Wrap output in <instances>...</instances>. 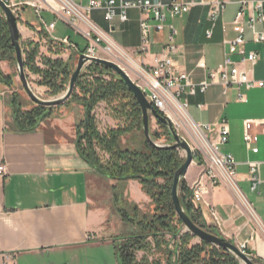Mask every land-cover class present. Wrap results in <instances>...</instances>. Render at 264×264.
<instances>
[{
    "label": "crops",
    "instance_id": "0c3cea01",
    "mask_svg": "<svg viewBox=\"0 0 264 264\" xmlns=\"http://www.w3.org/2000/svg\"><path fill=\"white\" fill-rule=\"evenodd\" d=\"M74 1L87 6L91 0ZM150 1L167 3L170 0ZM183 1L195 4L183 16L168 17L162 31L152 29L145 51H140L141 14L137 9H129L128 19L124 22L118 17L107 20L104 9H93L90 19L106 34L101 47L104 42L113 41L125 49L137 64L146 67L154 66L156 58L166 53L177 70L188 72L195 83H200L207 79L209 70L216 69L224 61L229 41L237 36L233 21L241 2L257 0H227L211 37L207 35L212 27L209 10L215 0ZM53 5L56 6L55 3ZM20 8V21L25 28L20 27L22 41H33L40 45V50L44 46L51 51L49 45L68 39L70 44H64L61 49L69 51L68 58L75 53L72 40L78 41L83 36L81 32L75 36H56L55 29L52 32L46 29L45 25L53 20L47 22L42 10L39 13L29 4ZM43 10L52 17L56 16L48 9ZM249 15L247 9V19ZM148 23H155L153 16ZM42 28L52 42L44 36V32H40ZM255 29L264 32V23H257ZM244 38L246 52L259 54L257 62L248 67L255 79L262 80L264 42L256 41L253 30L248 26ZM170 45L176 47L171 53L167 52ZM242 58V54L231 56L234 62ZM239 92L246 95L247 101H236ZM183 100L188 101V113L199 124H210L216 129L222 120L228 122V140L219 149L223 154L233 155L236 183L255 211L253 217L262 233L237 210L230 193L222 195L217 189L210 190L207 186L210 192L208 198L218 207L224 221L222 226L215 228L230 241H248L247 250L263 258L264 182L257 190L251 189L249 163H260L264 179V125L255 123L252 128L259 137L258 142L253 144L259 148L256 153L244 141V122L264 119V88L239 90L231 87L225 94L223 85L216 83L206 92L198 90L195 95L183 96ZM62 105H67V109ZM58 106L35 129L22 131L16 124L11 101L0 92V163H5L8 168V174L0 176V264H5L8 253L15 255L16 264H119L117 243L138 234L140 230L125 222L118 212L114 200L116 182L93 169L78 151L77 124L84 118L83 106L72 101ZM57 108L60 109L58 113ZM157 126L161 128L158 123ZM193 166V169L192 165L189 167L184 177L189 188L203 173L198 162ZM202 179L209 184L208 175L205 174ZM244 190L254 192V202L248 199ZM125 193L140 208V202H151L137 180L126 183ZM203 216L209 219L205 212Z\"/></svg>",
    "mask_w": 264,
    "mask_h": 264
},
{
    "label": "trees",
    "instance_id": "16d2710c",
    "mask_svg": "<svg viewBox=\"0 0 264 264\" xmlns=\"http://www.w3.org/2000/svg\"><path fill=\"white\" fill-rule=\"evenodd\" d=\"M51 42L44 28L41 29ZM71 39V37H70ZM76 51L65 60L41 54L40 45L33 41L22 42L25 54V68L40 76L39 85L46 86L51 95H58L68 88L72 72L73 59L89 48V40L84 36L78 41L72 40ZM60 46H65L59 42ZM15 48L12 45L9 26L0 10V61H14ZM41 56L43 67L36 63ZM108 75L110 78H105ZM7 84L10 77H3ZM68 101L76 102L84 108V118L77 124V147L80 155L95 170L114 180V200L122 219L138 227L140 232L125 237L116 245L119 264H162V259L150 260V253H161L166 264H243L231 251L201 240L191 244L195 238L189 231L182 233L181 242L174 249L169 248L166 234L178 236L183 222L176 214L172 200V185L176 170L184 159L180 151L173 148H159L145 137L142 127L141 107L129 87L112 69L98 63L90 64L76 81L75 89ZM100 102L112 106L116 118L122 123L114 128L100 131L94 109ZM18 129L29 131L51 114L54 107L36 105L23 110V104L14 96L11 100ZM159 112V111H158ZM163 133L151 132L154 140L165 135L173 140L168 127L157 121ZM133 134L136 141L126 140ZM101 153H105L103 156ZM137 180L142 190L150 197L154 209L152 213L142 211L136 203L123 200L126 183ZM179 196L183 207L191 219L201 228L220 235L212 225H208L201 209H196L192 202V191L183 178L179 185ZM144 251L140 260L137 252ZM246 253H251L246 250ZM262 262L261 258H254Z\"/></svg>",
    "mask_w": 264,
    "mask_h": 264
},
{
    "label": "built area",
    "instance_id": "2783aa9c",
    "mask_svg": "<svg viewBox=\"0 0 264 264\" xmlns=\"http://www.w3.org/2000/svg\"><path fill=\"white\" fill-rule=\"evenodd\" d=\"M5 1L7 5L12 8L19 21L22 16L20 7L24 4L32 5L39 13L45 6L46 9L53 12L56 16L63 17V19L66 15H69L71 19H69L70 23H68L89 40V48L85 54L91 56H96L95 54L96 51H98V46L106 40V34L90 19V13L93 9H104L105 18L107 20L111 21L115 17H118L122 22L128 19L127 11L129 9H137L141 14L140 27L142 44L140 51H145L152 29L155 31H162L166 27L168 17L183 16L188 13L195 4L194 2H185L183 0H170L167 3L152 2L150 0H120L119 2L116 0H91L87 6L74 0ZM226 1L227 0H215L212 2L209 10V20L212 23V27L207 31L208 37L212 36L213 27L225 9ZM53 3H55L56 6L53 5ZM247 9L250 11L248 19L246 18ZM151 16H153L155 20L153 25L148 23V19ZM56 22L57 21L54 20L46 24V29L52 32L56 26ZM257 23H264V0L242 1L240 9L236 13L233 21V29L237 33V36L235 39L229 41V47L224 61L216 69L209 70L207 79L200 83H195L188 72L177 70L171 57L166 53L156 58L155 65L152 67L139 64L137 72L138 81H136L145 93L148 101L159 113L168 116L173 123H175V119H180L182 116L196 134L197 131L202 133V136L199 135L202 148L205 150L208 157H210L213 164L219 169V174L222 175L236 191L242 203L247 207L252 216H255V211L250 202L244 197L235 180L236 161L232 154H223L219 150V147L228 140V122L222 120L216 129L210 124H199L195 122L188 113V101H184L183 96L195 95L198 90L206 92L211 85L216 83L223 85L225 94L231 87H236L239 90L241 88L246 90L255 87L264 88V79H255L252 76V70L248 67V65H254L257 62L259 54L255 51L246 52L244 48V33L246 26L253 30L256 41L264 42V32L256 31L255 29ZM171 39L173 40V36H171ZM59 42L70 44L68 39H63ZM106 43L109 44L108 49L110 51L113 49L111 45H117L113 41H107ZM71 46L74 47L72 43ZM175 49L176 47L174 45H170L167 48V52L171 53L175 51ZM233 54H242L243 58L239 62H234L231 59ZM236 101H247L246 95L239 92L236 96ZM184 112L187 113L188 116H186ZM255 123L264 125V119H248L244 122V141L253 152L257 153L259 148L253 146L259 139L258 135L252 131ZM249 166L250 180L252 182L251 189L255 191L259 184L264 182V179L261 177L259 162H250ZM7 174V165L5 163H0V176L4 177ZM208 176L212 179L213 184L216 181L215 178L219 175L217 172L214 173L209 171ZM203 182L201 178L199 181L195 182L194 187H190L192 191L191 202L196 209H201L203 213L204 207L207 206L210 215L218 221V213L215 207L206 203L205 196L208 194V188ZM238 246L242 251L246 252L247 245L245 243ZM169 247H172V244H169ZM247 254L253 258H258L251 253ZM261 259L264 263V257ZM5 264H16V257L13 253H8L5 256Z\"/></svg>",
    "mask_w": 264,
    "mask_h": 264
},
{
    "label": "rangeland",
    "instance_id": "374dc122",
    "mask_svg": "<svg viewBox=\"0 0 264 264\" xmlns=\"http://www.w3.org/2000/svg\"><path fill=\"white\" fill-rule=\"evenodd\" d=\"M30 1H33V0H30ZM43 9H46V7L44 6ZM42 16L45 18V20L47 22H50L52 20L57 21L56 26L54 28L55 29L54 32H55L56 36H62V34L75 36V34L77 33L76 29L71 24H69L70 23L69 19H71V18H69V15H66V17L64 18L65 20H64L63 17L62 18L59 16H53L52 17L47 12L42 10ZM19 24H20V27L24 28L23 23L21 21L19 22ZM80 34H82V33H80ZM21 42H24V41L21 40ZM108 47H109V44L104 42L103 47L98 46L99 51H96L95 55L98 57L106 58V59H109V60L116 62L117 64H119L122 68H124L128 72V74L132 77V79L134 81H138V74H137L138 71L136 69H134V67L132 66V63L129 61V59H127L125 56L120 55L119 53H117L113 49H111V51H110L108 49ZM49 48H51V51H48L47 47H44V46L41 47V54L52 57V58L61 57L63 59H67L69 56V51H66V50L64 51L63 50L64 48L61 49L62 47L60 46V44L54 43L51 46L49 45ZM127 54L130 55L129 53H127ZM78 56H76L73 59V66H76L77 61H78ZM24 58H25V54H24ZM132 59L135 61V59L133 57H132ZM36 63L38 65H40L41 67H43L41 56H38L36 58ZM25 72H26V75L28 77V80H29V83H30L32 89L34 90L36 95L39 96L40 98H42V99H54V98H56V97H58L64 93L63 92V93L58 94V95H51L49 89L46 86L39 85V83H38V81L40 80L39 75L32 73L28 68H25ZM3 77H10L11 83L7 84L6 81L3 79ZM104 77L107 79L110 78L108 75H104ZM0 92L4 93V95L7 97V99L9 101H11L14 96H17L18 100L20 102H22V104H23V110L32 109L34 106L37 105L36 103H34L29 98V96L27 95L26 91L24 90V88L22 86L21 80L19 78V73L17 70V64H16L15 60L14 61H9V60L0 61ZM69 104L70 103L68 102V105ZM70 105H69V107H70ZM62 106L65 107V109H67V105H62ZM53 107H55V106H53ZM73 107H75V106H73ZM59 111H60V109L57 108L56 113H58ZM93 114L95 116L99 130L102 132H104L108 128H114V127H116L122 123V120H119L116 118V114L114 113L112 106L108 105L106 102H100L96 106V108L94 109ZM174 122H175L174 125L176 124L175 127H176L177 132L190 143V145L194 151V161L192 163V169L194 167L193 166L194 163L198 162V165H200L202 167V170H203L202 175L199 176L198 179L196 178V180L194 182H192L191 186L194 187L195 182L199 181L201 178H203V176H205V174L209 175V171H212L214 173L217 172V174L219 176L217 178H215L216 181L213 184H212L211 178H209V180H208L209 184H206L205 182H203V183H205L206 186H209L210 190H212L213 188L217 189L218 191H220V193L222 195L230 193L232 196L233 205L236 206L237 210L240 213H242L244 216H246L250 220L251 225L253 227H256V230L258 229V231L262 233L260 226L258 225L256 220L254 219V217L251 215V213L249 212L247 207L242 203V201H241L240 197L238 196V194L236 193V191L231 187L229 182L225 178H223L222 175L219 174V172H218L219 169L213 164L210 157H208L205 150L201 146L199 137L196 135L194 130L191 128V126L186 122L184 117L181 116L180 119H175ZM156 127H158L157 126V120L154 117H152L150 120L151 132H158V133L162 134L163 130L161 131V128H156ZM157 129H160V131H157ZM126 140H130L132 144L136 141V139L133 138V134H129L127 136ZM155 141L157 143H160V144H167V143L173 142V140H170L165 135H163L160 139L155 140ZM179 151H180V156L183 159H185V152L183 150H179ZM220 152H221V150H220ZM101 154L103 156H105V153H101ZM141 189H142V186H141ZM244 191L247 193L248 199L251 202H254L255 201L254 192H251V191L249 192L246 190H244ZM125 192H126V188H125L124 194H123L124 203L125 202L132 203L133 201H130L128 199V196H126ZM209 194H210V192L208 194H206V196H205L206 203L213 205L215 207V209L218 213L219 219L217 221L210 215V212H209L207 206L204 207V212L208 216L209 219L206 220L205 217L204 216L203 217L205 219V222L208 225H212L213 227H220L224 224V221L220 215L218 207L212 201L209 200V198H208ZM149 199H150V197H149ZM140 204L142 206V208H141L142 211L147 212V213L153 212L154 205L152 204V202L146 203L143 201V202H140ZM218 222H219V224H218ZM184 232H185V227L183 226L182 230L180 231V233L176 237H172L170 234H166L165 239L169 242V244H172V247H169V248L174 249L175 245L181 242V236H182V233H184ZM123 240L124 239H122L119 243H121ZM200 241L201 240L199 238L195 237L191 240V244L192 245L197 244V243H200ZM232 242L237 244V245L242 244V243H238L236 241H232ZM243 243H245L248 246V241H245ZM144 254H145L144 251H138L137 252V259L140 260ZM101 257H103V256H101ZM149 257H150V260L151 259H153V260L162 259V264H166L165 260H163L161 253H159V252H152V253H150ZM257 263H259V262H257Z\"/></svg>",
    "mask_w": 264,
    "mask_h": 264
},
{
    "label": "water",
    "instance_id": "95a60500",
    "mask_svg": "<svg viewBox=\"0 0 264 264\" xmlns=\"http://www.w3.org/2000/svg\"><path fill=\"white\" fill-rule=\"evenodd\" d=\"M0 10L2 11L9 26L12 45L15 48V55L13 58L17 64L19 78L21 80L24 90L34 103H36L37 105L53 107L61 105L62 103L68 101L75 89L77 79L82 74V72L92 63H98L107 68L112 69L116 74L121 77L123 82L129 87L141 107L142 127L146 139L155 147L173 148L183 150L185 152L184 162L174 174L171 191L176 214L182 220L183 225L185 227V231H189L191 234H193L200 240L206 241L218 247H223L231 251L242 261L243 264H264L263 262L257 263L253 257L248 255L246 252L242 251L237 244L233 243L226 237L214 234L201 228L196 223H194V221L188 215L180 200L179 185L181 180L186 176L189 167L194 161V151L190 143L177 132L176 127L171 121V119L168 116L162 115L157 111V109L148 101L145 93L142 91L140 86L136 83V81L132 79V77L124 68H122L119 64L112 60L98 56L87 55L85 53H80L78 56L77 64L72 72L67 90L62 95L54 99H42L37 96L34 90L32 89L25 72V58L21 42L19 19L13 12L12 8L7 5L5 0H0ZM152 117H154L157 121H160L162 124L168 127L173 142L167 144H160L152 138L150 129V120Z\"/></svg>",
    "mask_w": 264,
    "mask_h": 264
},
{
    "label": "bare ground",
    "instance_id": "6f19581e",
    "mask_svg": "<svg viewBox=\"0 0 264 264\" xmlns=\"http://www.w3.org/2000/svg\"><path fill=\"white\" fill-rule=\"evenodd\" d=\"M111 44H112V43H111ZM111 46H112V48H113L117 53H119L120 55L125 56L127 59H129V61L132 63V66L134 67V69H136V70L138 71V69H139V64H137V63L132 59V57L126 53L125 50H123L122 48H120L118 45H114V44H113V45H111ZM184 113H185V112H184ZM185 114H186V116H188L187 113H185ZM196 135L199 137V135L202 136V133L197 131V134H196Z\"/></svg>",
    "mask_w": 264,
    "mask_h": 264
}]
</instances>
